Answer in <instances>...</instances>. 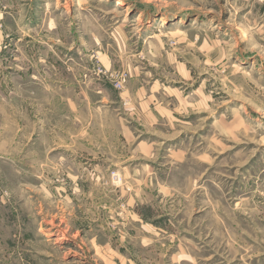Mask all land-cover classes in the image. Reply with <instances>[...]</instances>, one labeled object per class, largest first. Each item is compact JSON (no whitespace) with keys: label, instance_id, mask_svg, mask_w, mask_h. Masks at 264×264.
<instances>
[{"label":"rangeland","instance_id":"374dc122","mask_svg":"<svg viewBox=\"0 0 264 264\" xmlns=\"http://www.w3.org/2000/svg\"><path fill=\"white\" fill-rule=\"evenodd\" d=\"M0 264H264V0H0Z\"/></svg>","mask_w":264,"mask_h":264},{"label":"built area","instance_id":"2783aa9c","mask_svg":"<svg viewBox=\"0 0 264 264\" xmlns=\"http://www.w3.org/2000/svg\"><path fill=\"white\" fill-rule=\"evenodd\" d=\"M126 81H127V75H125L124 73L121 74L120 81L117 83L118 87L122 88L123 84L126 83Z\"/></svg>","mask_w":264,"mask_h":264},{"label":"bare ground","instance_id":"6f19581e","mask_svg":"<svg viewBox=\"0 0 264 264\" xmlns=\"http://www.w3.org/2000/svg\"><path fill=\"white\" fill-rule=\"evenodd\" d=\"M57 242L59 241V239L58 240H56Z\"/></svg>","mask_w":264,"mask_h":264}]
</instances>
